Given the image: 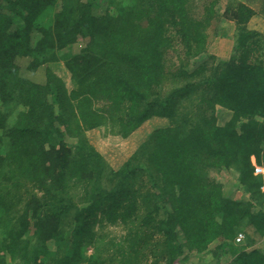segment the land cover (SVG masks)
Segmentation results:
<instances>
[{
  "label": "trees",
  "instance_id": "trees-1",
  "mask_svg": "<svg viewBox=\"0 0 264 264\" xmlns=\"http://www.w3.org/2000/svg\"><path fill=\"white\" fill-rule=\"evenodd\" d=\"M219 1L0 0V264H107L86 254L96 223L136 220L118 264H186L213 245L264 264V36L229 5L237 34L217 62ZM102 127L149 135L115 169L87 135Z\"/></svg>",
  "mask_w": 264,
  "mask_h": 264
},
{
  "label": "rangeland",
  "instance_id": "rangeland-1",
  "mask_svg": "<svg viewBox=\"0 0 264 264\" xmlns=\"http://www.w3.org/2000/svg\"><path fill=\"white\" fill-rule=\"evenodd\" d=\"M206 0H199L200 8L199 11L202 12L203 3ZM106 0H103V6ZM239 3L237 0H220L216 6L219 14L217 22L212 26L210 33V52L216 56L217 62L220 59H227L231 55L234 46V40L236 37V31L234 33V20H232L226 13L227 7L229 5H234V3ZM235 34V35H234ZM174 60H177V54L171 51L169 54ZM56 72L62 76L66 81L69 88L72 87L70 74L65 69L63 63H58L55 66ZM217 114L220 120L228 117L230 115L229 111L224 108H218ZM90 142L96 147V149L103 155L104 159L115 169H118L122 164L138 149V147L148 139L149 131L147 132H136L130 138H123L119 135L112 134L108 129L102 127L97 130L87 132ZM218 180H221L224 184L225 191L231 196L237 195L239 189L235 183V175L230 171L222 172H212ZM146 180H138L140 185L143 181L148 182V177H144ZM149 183V182H148ZM264 189V188H263ZM242 191V190H241ZM82 188L72 189V198L78 205H82L83 202L81 197L83 196ZM100 215V214H99ZM139 220L135 222H130L128 224L123 222L110 223V222H98L95 225L96 239L94 243H90L86 247V254L88 256L95 253H100L102 260H105L107 264H118L121 260V255L117 254L116 248L120 245L125 244L126 237L131 230H135L139 227ZM1 231V230H0ZM158 236V235H157ZM246 239V236L244 240ZM244 242V241H243ZM213 245L212 251L207 255H192L191 258L186 262V264H217V259L221 260L222 264L229 263L230 259L227 255H217L215 253ZM7 264H14L10 261L8 257ZM219 264V263H218Z\"/></svg>",
  "mask_w": 264,
  "mask_h": 264
},
{
  "label": "crops",
  "instance_id": "crops-1",
  "mask_svg": "<svg viewBox=\"0 0 264 264\" xmlns=\"http://www.w3.org/2000/svg\"><path fill=\"white\" fill-rule=\"evenodd\" d=\"M247 4L251 7L254 12L251 19L248 22V27L252 30L260 32L264 36V0H237ZM237 33V26L234 21V33ZM235 35V34H234ZM263 61H264V51H263Z\"/></svg>",
  "mask_w": 264,
  "mask_h": 264
},
{
  "label": "built area",
  "instance_id": "built-area-1",
  "mask_svg": "<svg viewBox=\"0 0 264 264\" xmlns=\"http://www.w3.org/2000/svg\"><path fill=\"white\" fill-rule=\"evenodd\" d=\"M255 174H256V175H262V176H264V159H263V161H262L261 164L256 165V168H255ZM244 238H245L244 233H240V234L237 236L236 241H237V242H241Z\"/></svg>",
  "mask_w": 264,
  "mask_h": 264
}]
</instances>
